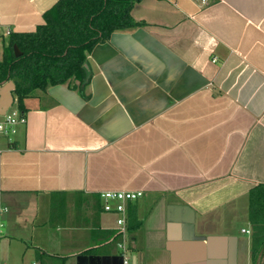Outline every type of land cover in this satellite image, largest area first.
<instances>
[{
	"label": "crops",
	"instance_id": "0c3cea01",
	"mask_svg": "<svg viewBox=\"0 0 264 264\" xmlns=\"http://www.w3.org/2000/svg\"><path fill=\"white\" fill-rule=\"evenodd\" d=\"M57 1L0 0V40ZM130 15L142 25L87 56V86L35 93L0 138V264H264L248 220L264 183V0H139ZM103 191L142 192L124 227Z\"/></svg>",
	"mask_w": 264,
	"mask_h": 264
},
{
	"label": "trees",
	"instance_id": "16d2710c",
	"mask_svg": "<svg viewBox=\"0 0 264 264\" xmlns=\"http://www.w3.org/2000/svg\"><path fill=\"white\" fill-rule=\"evenodd\" d=\"M139 0H58L43 14L35 31L9 33L1 39L0 87L14 83V105L26 111L24 101L53 86L77 82L83 89L90 72L84 65L92 49L117 31L131 30L130 11ZM14 46L20 52L14 54ZM74 87V86H71ZM248 220L252 228L251 257L264 252V183L248 192Z\"/></svg>",
	"mask_w": 264,
	"mask_h": 264
},
{
	"label": "built area",
	"instance_id": "2783aa9c",
	"mask_svg": "<svg viewBox=\"0 0 264 264\" xmlns=\"http://www.w3.org/2000/svg\"><path fill=\"white\" fill-rule=\"evenodd\" d=\"M213 61H215V59ZM13 105L14 102L3 115H0V138H11L16 134L17 128L26 123L24 113L18 111L16 107L11 110ZM141 195L142 192L134 191H103L100 194V197L103 200L102 210L106 213L113 212L121 215V217L117 219V224L124 227L126 203L136 200ZM32 264L37 263L34 262ZM122 264H128L127 259L123 258Z\"/></svg>",
	"mask_w": 264,
	"mask_h": 264
},
{
	"label": "water",
	"instance_id": "95a60500",
	"mask_svg": "<svg viewBox=\"0 0 264 264\" xmlns=\"http://www.w3.org/2000/svg\"><path fill=\"white\" fill-rule=\"evenodd\" d=\"M14 54L16 57L20 55L18 49L14 46ZM87 68V65H84ZM13 90L14 83L12 81H8L4 85L0 87V115H3L5 111L13 104Z\"/></svg>",
	"mask_w": 264,
	"mask_h": 264
},
{
	"label": "rangeland",
	"instance_id": "374dc122",
	"mask_svg": "<svg viewBox=\"0 0 264 264\" xmlns=\"http://www.w3.org/2000/svg\"><path fill=\"white\" fill-rule=\"evenodd\" d=\"M1 53V52H0ZM15 108V106L13 105V107L11 108V110H13ZM11 110H10V112H11Z\"/></svg>",
	"mask_w": 264,
	"mask_h": 264
}]
</instances>
